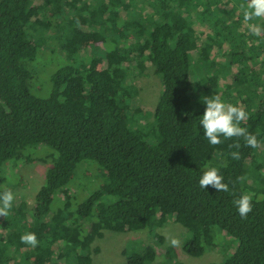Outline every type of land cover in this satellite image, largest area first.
<instances>
[{"label": "trees", "instance_id": "16d2710c", "mask_svg": "<svg viewBox=\"0 0 264 264\" xmlns=\"http://www.w3.org/2000/svg\"><path fill=\"white\" fill-rule=\"evenodd\" d=\"M246 2L0 0V191L7 161L52 150L33 205L14 202L0 217V264H92L103 230L150 233L168 215L184 228L185 253L202 255L217 229L233 240L218 264H264V31H248ZM51 61L47 80L41 66ZM148 65L161 84L150 113L134 98L135 73ZM213 94L245 109L255 147L242 137L207 142L198 116ZM84 160L98 166L97 183L61 196ZM206 165L228 191L199 186ZM241 192L252 205L244 218L232 203ZM25 232L35 247L20 240ZM123 255V264H151L156 249L131 240Z\"/></svg>", "mask_w": 264, "mask_h": 264}, {"label": "rangeland", "instance_id": "374dc122", "mask_svg": "<svg viewBox=\"0 0 264 264\" xmlns=\"http://www.w3.org/2000/svg\"><path fill=\"white\" fill-rule=\"evenodd\" d=\"M212 10L214 11V8ZM220 10L222 11L223 7ZM203 27L206 28L205 26ZM204 28L198 30V37L201 43L207 38V30ZM223 49H228V45L224 44ZM49 58H51V55L47 57V59ZM48 63L49 65L47 66H41V68H44V72H41L47 75V80L49 66H54L56 62L51 61ZM41 78L44 79L45 77L41 75L37 80ZM135 78L137 93L134 98L142 110L150 113L154 109L161 88L160 80L149 65L141 71L137 69ZM46 85V88H43L42 95L49 93V83ZM150 120L151 117H148L147 121ZM50 152H52L51 148L48 145L42 144L23 150L21 158L16 160L15 163L12 161L5 163L3 170L6 176L5 183L8 185V189L14 193L15 204H18L22 200L25 203V209L33 205L36 193L44 181L45 172L51 164L50 157L48 156ZM82 164L85 170L80 175L78 173L72 175L68 186L63 190L61 196H64V194L71 196H78L80 193L86 194L90 191L89 185L92 187L97 183L96 181L93 183L95 178L92 177V173L98 170V166L94 162L84 160L78 167L83 166ZM261 164L259 169L263 171L264 165L263 163ZM246 172L245 174H247L248 181L250 182L256 171L247 168ZM99 173L102 175L103 170L99 169ZM1 216L2 214H0ZM160 219L162 221L161 224L150 233L144 230L121 232L103 230L100 236H97L90 245L92 264H123L125 261L123 250L131 240H138L140 243H151L154 245L156 255L151 264H218L233 249V240L224 233H220L222 236L219 237L218 230L216 229V236L219 238L215 239L213 246L200 256H191L182 249L184 228L179 223L174 222L169 215L164 218L160 217ZM159 236L161 240L157 244L156 241ZM173 237L178 240L175 246L170 243Z\"/></svg>", "mask_w": 264, "mask_h": 264}, {"label": "clouds", "instance_id": "9594fccd", "mask_svg": "<svg viewBox=\"0 0 264 264\" xmlns=\"http://www.w3.org/2000/svg\"><path fill=\"white\" fill-rule=\"evenodd\" d=\"M242 15L247 22L248 31L259 36L264 31V25L259 21H264V0H247L241 5ZM204 109L198 116V125L202 129L203 136L210 145L221 143V138L242 137L244 142L251 147L257 144L256 136L250 134L246 127L241 126L248 113L243 107L227 102L220 95L203 96ZM239 147V144L236 145ZM233 158L239 157V152H232ZM199 186L205 189L211 186L217 191H228V185L223 182V177L218 173V169L211 165H206L198 178ZM14 203V193L10 189L0 191V214L7 215ZM237 212L244 218L251 211L250 196L241 192L233 201ZM20 240L32 247L37 245V238L33 232H25L20 236ZM170 243L175 246L178 240L173 237Z\"/></svg>", "mask_w": 264, "mask_h": 264}]
</instances>
